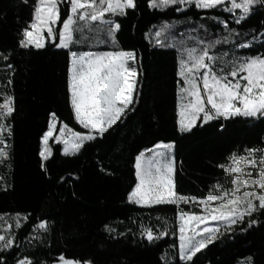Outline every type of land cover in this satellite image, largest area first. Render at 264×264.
<instances>
[{"label":"trees","instance_id":"16d2710c","mask_svg":"<svg viewBox=\"0 0 264 264\" xmlns=\"http://www.w3.org/2000/svg\"><path fill=\"white\" fill-rule=\"evenodd\" d=\"M34 3L0 0V52L11 54L6 61L0 58V103L6 96L14 101L13 113L4 120L11 135L4 134L9 155L0 163V216L5 225H12L9 232L16 241L10 250L0 251V264H17L24 258L32 264H54L61 255L80 264H264V210L231 226L219 223L215 240L185 262L165 255L177 247L180 212L202 214V207L197 203L141 207L127 199L138 182L136 156L157 143L175 145V191L189 198L230 191L232 175L225 169L231 157L245 156L248 149L264 150V118H218L202 127L198 122L183 133L178 128L181 52L203 47L198 40L228 38L233 42L216 45L210 54L227 52L225 61L264 54V44L256 41L251 48L236 47L264 32V5H255L238 25L222 8L176 5L161 11L150 8L149 0H136L137 8L127 10L126 16H107L121 25L115 46L103 32H89L70 49L47 41L42 49H25L19 41L33 19ZM176 7L185 10L177 12ZM67 8L66 3L61 5V21ZM166 23L173 27L160 37L161 47L154 33ZM116 50L136 53L134 103L102 138L86 142L76 155H64L62 144L52 137V156L43 161L39 153L51 113L60 125L88 131L76 122L71 107L70 52ZM223 66L217 62V68ZM255 156L259 160L264 152ZM216 184L223 188L216 190ZM41 222L47 223V230L38 228ZM147 229L168 235L149 242Z\"/></svg>","mask_w":264,"mask_h":264},{"label":"snow or ice","instance_id":"6c2138e0","mask_svg":"<svg viewBox=\"0 0 264 264\" xmlns=\"http://www.w3.org/2000/svg\"><path fill=\"white\" fill-rule=\"evenodd\" d=\"M23 3L27 4L28 0H23ZM65 3L68 5L67 15L61 21V5ZM257 4L264 5V0H149L150 8L161 11L176 5H194L196 9L222 8L223 11L233 14L234 22L238 25L251 15ZM136 8V0H35L33 19L22 31L19 45L25 49H42L47 41L57 48L70 49L84 38L85 33L103 32L107 42L115 46L118 44L116 33L121 25L114 19H106V15L124 17L128 14L127 10ZM184 10L185 7L175 8L177 12ZM221 23L225 30H229L226 21ZM171 27L173 25L166 23L154 33L158 46H164L160 37ZM230 33L239 35L235 29H231ZM262 37L264 32L237 44L236 47L251 48L253 41L264 44ZM232 42L228 38L207 43L198 40L197 43L203 47L186 48L181 52L178 71L180 81L183 82L178 93L180 132H190L198 122L202 127L218 118H264V54L241 56L231 61H225L227 52L219 56L210 54L216 45ZM9 55L11 54L0 52V58L5 61ZM70 56L71 107L76 122L88 132L85 134L74 131L66 123L62 125L55 142L63 144V154L66 156L78 154L86 142L95 140L97 136L102 138L123 117L125 111L134 103L139 75L135 67L137 58L134 51H71ZM217 62L224 66L217 68ZM6 67L10 69L12 65ZM8 84H11V80ZM13 111V98L6 96L4 102L0 103V163L9 155L5 150L8 146L4 134L7 132L10 136L11 128L4 120ZM50 117L49 130L43 136V150L39 153L43 161L52 156L49 140L53 137L58 122L55 113H51ZM174 147L173 143L161 142L136 156L135 176L138 182L127 199L130 203L147 207L178 206L180 203L200 205L204 214L183 211L179 214V259L190 262L199 251L215 240L219 227L209 226L211 222L231 226L238 220H243L245 215L250 216L253 212L264 210V156L259 160L255 156L257 151L264 150L248 149L245 156L231 157V163L225 169L232 175L233 187L230 191L209 194L205 198H189L175 191ZM245 166L256 169V176L253 177L251 171H246ZM214 188L219 191L223 185L216 184ZM22 218L25 221L28 219L27 216ZM3 219L0 216V220ZM20 219L17 214V228L21 227ZM11 228L12 225L9 224L3 229L5 234H0V251L11 249L16 243L15 237L9 232ZM38 228L47 230V223L41 222ZM166 235L167 232H161L159 236H154L151 229L145 230L149 242ZM58 259L62 264H80L79 261L66 259L63 255ZM17 264H32V260L20 259Z\"/></svg>","mask_w":264,"mask_h":264},{"label":"rangeland","instance_id":"374dc122","mask_svg":"<svg viewBox=\"0 0 264 264\" xmlns=\"http://www.w3.org/2000/svg\"><path fill=\"white\" fill-rule=\"evenodd\" d=\"M107 16H110V15H106V19H112V18H107ZM110 17H112V16H110ZM45 36L47 37V33L45 32ZM77 52H83V51H77ZM96 52H100V51H96ZM71 57V56H70ZM186 58V57H185ZM182 86H183V82H182ZM178 105H179V95H178ZM51 123V122H50ZM62 125L63 124H59L58 122H57V127H56V130L54 131V133H53V138L55 139V137L57 136V135H59V130H60V128L62 127ZM50 126V125H49ZM75 131V130H74ZM88 131H86V132H82V133H87ZM51 139V138H50ZM161 143V142H160ZM163 143V142H162ZM62 144V143H61ZM62 146H63V144H62ZM43 150V138H42V146H41V151ZM149 155H150V153H149ZM173 155H174V159H175V152L173 151ZM174 167H175V170H176V160H175V165H174ZM245 170L246 171H251L252 172V174L253 173H255L257 170L256 169H254V168H248L247 166H245ZM175 173V172H174ZM138 206H141V205H138ZM155 206H157V205H155ZM141 207H147V206H141ZM195 214H201V213H195ZM202 214H204V213H202ZM177 223H178V227H177V239H178V243H177V247H174V248H171V251L170 252H168V253H166V255H165V257H166V259H168V260H173L174 258H176V257H178L179 258V251H180V249H179V225H180V221H179V217H178V220H177ZM220 222H211L210 223V225L209 226H213V227H216V226H218V224H219ZM167 227V226H166ZM203 227V226H202ZM4 228H7V225H5V219H3V220H0V234H5L4 233V231H3V229ZM153 235L154 236H159V234H154L153 233ZM163 237H165V236H163ZM162 237V238H163ZM155 240V239H154ZM7 250H10V249H7ZM54 264H62V262L61 261H57V262H55Z\"/></svg>","mask_w":264,"mask_h":264},{"label":"built area","instance_id":"2783aa9c","mask_svg":"<svg viewBox=\"0 0 264 264\" xmlns=\"http://www.w3.org/2000/svg\"><path fill=\"white\" fill-rule=\"evenodd\" d=\"M32 240H34V237L32 238Z\"/></svg>","mask_w":264,"mask_h":264},{"label":"crops","instance_id":"0c3cea01","mask_svg":"<svg viewBox=\"0 0 264 264\" xmlns=\"http://www.w3.org/2000/svg\"><path fill=\"white\" fill-rule=\"evenodd\" d=\"M134 95H135V93H134Z\"/></svg>","mask_w":264,"mask_h":264}]
</instances>
